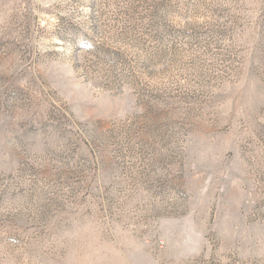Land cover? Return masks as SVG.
<instances>
[{
    "label": "rangeland",
    "instance_id": "1",
    "mask_svg": "<svg viewBox=\"0 0 264 264\" xmlns=\"http://www.w3.org/2000/svg\"><path fill=\"white\" fill-rule=\"evenodd\" d=\"M0 264H264V0H0Z\"/></svg>",
    "mask_w": 264,
    "mask_h": 264
}]
</instances>
